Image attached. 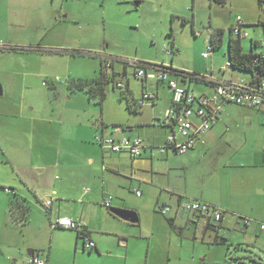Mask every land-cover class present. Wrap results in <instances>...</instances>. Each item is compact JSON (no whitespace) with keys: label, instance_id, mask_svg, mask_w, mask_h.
Masks as SVG:
<instances>
[{"label":"rangeland","instance_id":"obj_1","mask_svg":"<svg viewBox=\"0 0 264 264\" xmlns=\"http://www.w3.org/2000/svg\"><path fill=\"white\" fill-rule=\"evenodd\" d=\"M236 16L247 23L244 29L249 36L255 38L260 35L261 27L254 24L264 22V9L258 0H225L223 3L216 0H0V44L18 47L17 50H0L19 51L15 57L0 55V71L9 68L20 71L18 74L2 72L7 82L4 94L0 95V129L9 130L11 125L17 127L16 134L10 137L8 131L4 132L11 142L2 140V144L7 149L10 145H18L27 151L28 159L23 158L25 152H16L19 159L27 161L18 168L19 173H31V178L36 180L38 172L32 167L29 157L43 154L46 163L54 160L53 153L42 152L44 137L48 136L51 129L47 128V133H43L37 120L48 117L52 119V130L58 128L55 124L58 121L56 114L64 104L69 106L72 115L73 111L80 110L82 115H89L91 120L97 118L104 122L111 116L127 117L135 121L150 119L151 107L134 110L125 106L126 100L119 98L121 89L114 86L115 80L107 83L102 101L90 98L83 90L73 93L76 91L68 89L70 79L95 78L105 58H112V68L104 65L107 74H111V70L122 72L125 67L126 73H121L117 79L124 84L128 81V88L134 98L139 97L141 80L133 75V66L126 64L123 58L168 64L173 68L201 74H208L214 69L216 77L228 81L248 79L250 74L247 71L228 66L223 74L218 69L228 60L229 27L235 22ZM216 29L221 35V41L213 45L210 33ZM248 38H241V43L249 42ZM210 44L213 45V51L209 52L208 57H203L202 53L207 51ZM254 49L258 50L257 47ZM21 69H27L29 73L23 76ZM56 76L58 81H55ZM190 86L197 95L208 92V87L202 82H194ZM160 90L161 93L168 91L164 84L160 85ZM162 95L157 103V108L162 109L160 112L165 110L163 105L167 98L166 94ZM19 104L25 107V115L32 113L36 118L34 136L22 134L25 128L29 130V121L25 123L22 117L11 116L14 111H18ZM28 104L34 108L32 112L27 108ZM234 108L230 115L232 123L228 124L229 130H225L221 136L233 141L234 147L230 152L239 147L261 152L264 145L262 109L245 106ZM103 129L110 132L108 126ZM223 142L219 140L216 144ZM51 143L55 144V140L51 139L46 148ZM7 152L15 151L9 149ZM157 152L153 161L162 160ZM172 156L178 163L183 159L182 156ZM0 159H4L1 151ZM59 159L62 161V156ZM226 160V156L219 158L220 163ZM3 161L0 162V176L10 178L15 173L11 165ZM209 166L207 159L198 154L186 169L188 175H199L205 179L209 177ZM62 176L59 168L56 173L47 169L38 182L46 185ZM123 178L124 181L129 180ZM136 191L141 192L133 189V186H126L120 195H124L127 205H137V209L130 210L137 213L138 222L127 223L118 217L114 220L116 224L121 222V230L130 234V242L143 245L146 254L151 255L156 251L164 256L171 251L170 257L164 258L162 264H263L264 252L256 245H242V248H238L231 244L226 257L219 258L221 246H217V241L220 242L221 236L217 234L216 237L202 220L189 227L185 226V222L178 228L169 226L168 216L163 215L158 208L160 204L157 210L153 206L142 205ZM109 195L113 203L121 202L120 195ZM43 213L47 216L45 211ZM30 220L27 232L43 223L44 217L32 212ZM28 235L34 243L38 242L39 237L45 240V233L42 236V232H29ZM109 237L111 240L117 239L114 235H108V240ZM175 250L179 258L175 256ZM62 255L65 264H73L74 250ZM89 256H81V264L91 263L90 260L93 262L92 258L101 261L99 257L89 259ZM218 258L220 260H214Z\"/></svg>","mask_w":264,"mask_h":264},{"label":"crops","instance_id":"obj_2","mask_svg":"<svg viewBox=\"0 0 264 264\" xmlns=\"http://www.w3.org/2000/svg\"><path fill=\"white\" fill-rule=\"evenodd\" d=\"M244 25L246 26L247 23L244 22ZM261 34L262 30L260 35L258 34L255 38L250 36L249 42L241 43L243 48L250 50V47L254 49L255 45L259 50ZM3 45V47L0 46V49H8L7 46H12L6 43ZM258 50L256 49V51ZM17 53L19 51L0 50V55L15 57L18 55ZM221 66L218 69L225 74L229 65L224 70H221ZM23 70L25 71L21 69L23 76L29 73L26 71L27 69ZM213 70L208 74L216 77ZM5 71H0L2 94L5 92L7 82L3 73L18 74L20 72L10 68ZM121 73H126L125 67L122 72L111 70V74H108L112 77V82L115 80L114 86L119 81L117 76ZM217 78L226 80L219 76ZM253 78L250 75L247 80ZM58 80L59 78L56 76L55 81ZM151 81L152 83H150ZM51 83L53 84L52 81ZM140 83L141 93L144 86L142 82ZM161 84L167 87L166 93H161ZM125 85H128V81ZM67 87L71 92L76 91L73 93L82 90H73L68 86V83ZM189 88L193 91L191 86ZM148 89L155 94V97L135 109L151 107L152 113L149 120L135 121L119 116L107 117L104 122L98 121L97 118L91 120L89 115H82L80 110L73 111L72 115L67 104H64L56 114L58 121L55 124L59 126L58 128L52 130V119L39 118L37 121L40 123V130L43 133H47V128L51 129L47 133L48 136L44 137L42 152L53 153L54 160L46 163L43 154H39L35 158L29 157L32 167L38 172L36 180L31 178V173L24 171L19 173L18 168H21L27 161L23 162V159H19L16 152H25L23 158L28 159L27 151L18 145H10L7 149L2 144V140L7 143L11 142L4 132L8 131L10 137L13 133L16 134L17 127L13 128L11 125L9 130L0 129V151L4 158L0 159V162L6 160L15 173V176L10 178L0 176V264H32L30 258L34 254L45 259L46 264H65L62 254H65L66 251L71 252V249L74 250L73 264H81L79 259L85 254L90 255L89 259L99 257L101 260L98 262L92 258L93 262L90 260L91 263L87 262L86 264H162L164 258L170 257L171 251L164 256L156 251H153L151 255L146 254L145 251L143 252L142 244L130 242V234L121 230V222L116 224L114 219H117V216L110 212L111 207L137 209V205H127L124 195L123 197L120 195V191L126 186L128 188L133 186V189L141 191L139 194L136 191L135 194L139 197L138 200L142 205L151 208L153 206V209L157 210V206L160 204L158 207L160 211L162 208H168L166 213L162 211L161 213L168 216L169 226L178 228L181 223L185 222V226L189 227L192 223L197 224L196 222L202 220L211 228L216 237L217 234L221 236L220 242L217 241V246H221V257L219 258L226 257L231 244L236 247L256 245L264 252V230L260 227V224L264 223V145L261 152L249 151L241 147L230 152L234 147L232 146L233 141H229L230 139L227 137H221L225 130H229L228 124L232 123L230 115L235 110L234 107H244V105L225 103L218 119L202 134L197 144L184 154H175L171 150L159 153L156 148L164 143L165 135L170 131V128L161 124L159 119L163 112L171 106V91L165 82L156 80L148 81ZM128 90V92L120 90L119 98L125 100L132 98V92L129 88ZM83 91L87 92L86 89ZM73 93L72 95H74ZM162 94H166L167 98L163 105L165 110L160 112L162 109L157 108V103L162 99L159 98ZM89 97L98 98L90 94ZM139 97L133 98L138 100ZM125 106L127 107V105ZM19 107L17 106L18 111H14L11 116L22 117L25 123L29 121V130L25 128L22 134L27 133V135L33 134L34 136L36 118L32 113L25 115L23 105L19 104ZM245 107L249 108V106ZM27 108L31 112L34 110L29 104ZM257 108L262 109L264 121V106ZM19 111L20 113H18ZM156 111L160 113H156ZM193 120L195 123L198 122L197 117H193ZM107 126L110 127V132H105L103 129ZM140 132L143 134L140 135ZM98 134L112 135L117 138L136 134L143 139L144 148L138 157H131L125 151L111 152L97 143ZM51 139L55 140V144L51 143L46 148ZM219 140L224 141L223 144H216ZM9 149L15 152L8 153ZM155 151L162 160L153 161ZM198 154L206 158L210 164L209 177L205 179L199 175H188V169H186ZM172 155L182 156L183 159L178 163L176 159L172 158L174 157ZM59 156H62V161H59ZM222 156L227 157L224 163L219 162V158ZM180 164L182 165L180 166ZM58 168L59 172L61 171L63 174L62 177L57 178L54 182H48L46 185L38 182L42 173L47 169L56 173ZM123 177L129 178V180L124 181ZM12 192H15V196L25 199L30 206L24 220L16 221L11 214L9 202L14 197ZM109 194L120 195L121 202L113 203L111 199L110 205L104 206L103 198ZM42 197L52 200L50 207L45 208L42 205L40 201ZM185 199H196L222 208L221 221L213 222L208 216L185 211L181 207V202ZM104 207L108 209L105 210ZM43 211L47 213V216ZM32 212L44 217L43 223L38 224L36 228L29 229V232H42V236L45 233V240L44 237L43 240L39 237L37 243L31 240L29 232L26 231L27 226L31 223ZM169 212L170 214H168ZM62 216L82 220L85 223L87 236L95 244L94 247L86 248L83 240L78 238L77 231L52 225L57 218ZM238 217L249 218L250 221L245 225L238 220ZM108 235H114L117 239L111 240L109 237L108 240ZM177 246L180 247V245ZM30 250L33 252L32 254L29 253ZM174 252L178 257V251ZM219 258L214 260H220Z\"/></svg>","mask_w":264,"mask_h":264},{"label":"built area","instance_id":"obj_3","mask_svg":"<svg viewBox=\"0 0 264 264\" xmlns=\"http://www.w3.org/2000/svg\"><path fill=\"white\" fill-rule=\"evenodd\" d=\"M264 7V3H263ZM262 34L260 38V48L254 61L264 62V23L260 25ZM245 25L240 16H236L235 22L231 24L230 32L235 38L250 37L244 29ZM3 47V44H0ZM9 46H7L8 48ZM211 46L202 53L203 57H208L212 52ZM112 58H105L106 65H109ZM123 61L133 66V75L139 77L143 90L138 98V104L146 103L155 97V94L148 89V81L156 80L167 84L171 91V106L167 108L159 121L161 124L170 128L165 135L164 143L158 146V152L164 153L167 150L174 151L177 154H184L192 149L200 137L211 125L218 119L225 103H234L249 107L264 106V77H254L253 79H240L238 81L219 79L212 74H201L184 71L173 68L172 65L163 63H148L138 60H129L123 58ZM229 65V61L221 66L224 70ZM197 78L199 81L192 80ZM194 82H202L208 87V92L200 95L195 94L189 87ZM116 86L123 89L125 84L118 81ZM193 117L198 118L195 123ZM97 143L102 148L111 152H127L131 157L141 155L144 148L143 139L139 135L121 136L119 138L112 135L98 134ZM139 194V192H137ZM112 196L107 195L103 198L102 204L109 206ZM45 208L50 207L52 200L42 197L40 199ZM181 207L187 212H196L208 216L213 222H219L223 217V209L196 199H185L181 202ZM166 213L168 208H162ZM245 225L250 219L238 217ZM60 227L70 228L79 232L82 236L86 248L94 247V242L87 236L85 223L82 220L71 219L66 216L59 217L52 224ZM264 230V223L260 224ZM30 261L32 264H46L45 259L34 254Z\"/></svg>","mask_w":264,"mask_h":264},{"label":"trees","instance_id":"obj_4","mask_svg":"<svg viewBox=\"0 0 264 264\" xmlns=\"http://www.w3.org/2000/svg\"><path fill=\"white\" fill-rule=\"evenodd\" d=\"M216 1L223 3L225 0H216ZM258 3L263 7L264 0H258ZM261 24H263V22H257L255 25H261ZM230 27H229L230 38L227 44V54H228L229 66L237 70L247 71L251 75L252 78L253 77H264V62L254 61V58L257 56V51L254 50L252 47H250V50L244 49L241 44V40H240L241 38H235L231 35ZM218 32L219 31L216 29V30L211 31L210 33L213 45L218 43V41L221 38V35L219 36ZM213 45L210 44L212 49H213ZM8 49L17 50L18 47L9 46ZM20 50H23V48H21ZM173 50L174 48L171 49V51ZM104 65L105 67H112V60L110 61L109 65H106V62H104V64L101 63L99 75L97 77L92 78L91 80H81V79L70 80L68 81V86L72 88L73 90L74 89L76 90L86 89V91L91 96H97L98 101H102V99L105 97V94H106L105 93L106 85L107 83L112 81V77H110L105 72ZM193 73H196V72H193ZM191 79L195 81H199V79L197 78H191ZM115 86H116V83H115ZM125 90L127 92L129 91L128 85H125V87L121 89V91H125ZM126 100H127L126 105L129 109L136 110L135 108L141 106L140 104H138V100H134L133 97L126 98ZM12 195H14V197L11 198L9 202L11 214L14 220L16 221H20L21 219L24 220L28 215L30 206L27 204L25 199L15 196L16 195L15 192H12ZM77 236L79 239H83L79 232H77ZM238 248H242V246Z\"/></svg>","mask_w":264,"mask_h":264},{"label":"water","instance_id":"obj_5","mask_svg":"<svg viewBox=\"0 0 264 264\" xmlns=\"http://www.w3.org/2000/svg\"><path fill=\"white\" fill-rule=\"evenodd\" d=\"M2 92V86L0 84V95L2 94ZM110 212H112L114 215L121 218L122 220H126L129 222L135 223L138 220L137 214L133 210L111 207ZM29 253L32 254L33 252L30 250Z\"/></svg>","mask_w":264,"mask_h":264}]
</instances>
